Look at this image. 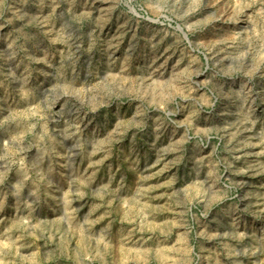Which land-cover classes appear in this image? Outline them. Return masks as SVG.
<instances>
[{"label":"rangeland","instance_id":"374dc122","mask_svg":"<svg viewBox=\"0 0 264 264\" xmlns=\"http://www.w3.org/2000/svg\"><path fill=\"white\" fill-rule=\"evenodd\" d=\"M0 264H264V0H0Z\"/></svg>","mask_w":264,"mask_h":264},{"label":"water","instance_id":"95a60500","mask_svg":"<svg viewBox=\"0 0 264 264\" xmlns=\"http://www.w3.org/2000/svg\"><path fill=\"white\" fill-rule=\"evenodd\" d=\"M181 30V29H180ZM182 31V30H181Z\"/></svg>","mask_w":264,"mask_h":264}]
</instances>
